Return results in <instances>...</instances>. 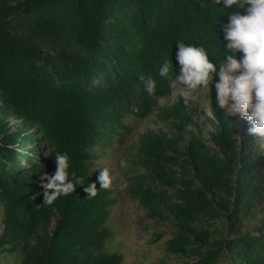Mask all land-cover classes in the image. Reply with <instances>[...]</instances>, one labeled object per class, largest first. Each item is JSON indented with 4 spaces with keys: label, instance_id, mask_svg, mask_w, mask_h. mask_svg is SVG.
Returning <instances> with one entry per match:
<instances>
[{
    "label": "trees",
    "instance_id": "trees-1",
    "mask_svg": "<svg viewBox=\"0 0 264 264\" xmlns=\"http://www.w3.org/2000/svg\"><path fill=\"white\" fill-rule=\"evenodd\" d=\"M222 6L0 0V252L20 248L21 264L122 263V254L105 250L117 198L112 187L99 188L91 163L100 155L93 148L121 141L125 117H146L157 106L141 76L156 80L157 95L171 93L158 69L168 61L170 75L178 74L179 41L204 47L213 62L227 54L223 25L230 10ZM208 95L210 140L181 97L159 107L157 120L168 129L139 136L134 161L146 171L129 177L128 191L149 219L170 225L152 241L165 239L168 252L192 259L186 264H218L226 252L238 264H264V219L248 232L240 228L264 198V152L256 135L239 134L238 114L219 108L215 85ZM57 152L68 154L69 177L83 184L41 205L40 177L54 175ZM89 183L98 187L92 199L84 191ZM222 217L229 233L219 239Z\"/></svg>",
    "mask_w": 264,
    "mask_h": 264
},
{
    "label": "clouds",
    "instance_id": "clouds-1",
    "mask_svg": "<svg viewBox=\"0 0 264 264\" xmlns=\"http://www.w3.org/2000/svg\"><path fill=\"white\" fill-rule=\"evenodd\" d=\"M212 3L222 4L224 9L230 10L227 11L228 23L223 25L227 54L218 63L213 62L204 47L179 41L176 53L180 66L178 74L170 75V64L164 61L159 66L158 75L168 81L171 94L181 97L186 105L195 102L194 93L200 88H209L218 75L215 89L219 108L224 109L229 117L240 114L251 124L249 134L264 142V0H212ZM206 6L201 3V7ZM237 54L242 56L237 58ZM140 79L144 90L158 104H163L165 97L157 95L156 80L151 76H141ZM55 160L54 175L43 172L40 177L43 190L41 205H52L58 197L74 193L76 186L83 184L82 178L74 174L69 177L67 153L57 152ZM97 179L100 189L111 188L113 181L107 168H102ZM84 191L86 198H95L98 195L97 184L89 183ZM40 195L37 192L31 198L35 200Z\"/></svg>",
    "mask_w": 264,
    "mask_h": 264
},
{
    "label": "rangeland",
    "instance_id": "rangeland-1",
    "mask_svg": "<svg viewBox=\"0 0 264 264\" xmlns=\"http://www.w3.org/2000/svg\"><path fill=\"white\" fill-rule=\"evenodd\" d=\"M219 76L216 75L212 85L209 88H200L194 95L196 101L191 102V110L195 117L200 118L205 123L203 137L205 140H210L209 130L212 128L209 117L212 116L210 106L212 100L208 93L213 85L218 81ZM163 104H157L153 111L146 117H137L128 115L123 119L126 125L125 134L121 141L113 142L108 149L100 151L97 147L93 148L95 153L100 157L94 160L91 165L92 168L100 174L102 168L109 170L112 178V188L114 189L113 196L117 198V203L112 207V211L107 222V225L112 231L105 241V250L107 252H118L123 255L121 264H186L187 260L192 261L191 258L186 260L177 257L175 254L168 252L165 249V239L154 242V232L170 229L167 222L156 219H149L147 211L142 208L137 199L130 196L129 177L137 173H143L146 170L140 165L136 164L134 159L135 149L139 136L149 129H164L168 127L165 123L157 120L156 114L159 107L170 105L174 103L179 96H173L171 93L165 96ZM11 125H15L18 121L10 116ZM239 120V134L246 132L251 127L249 121L243 119L238 114ZM254 135V134H249ZM255 139L260 142L261 150L264 152V142L259 141L258 137ZM38 144H41L39 141ZM123 165V166H122ZM2 211L0 208V235L3 231ZM264 219V198L256 202L252 212L245 218L240 226L243 232H248L258 226ZM216 237L221 239L226 237L229 233V220L227 217H222L216 224ZM22 251L17 248L14 251L0 252V264H21ZM218 264H238L230 253H224Z\"/></svg>",
    "mask_w": 264,
    "mask_h": 264
}]
</instances>
